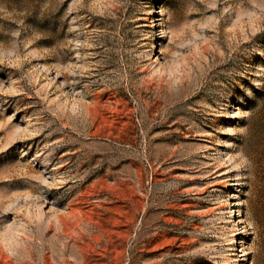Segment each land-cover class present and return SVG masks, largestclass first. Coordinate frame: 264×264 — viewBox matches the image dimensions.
I'll use <instances>...</instances> for the list:
<instances>
[{"label": "rangeland", "instance_id": "rangeland-1", "mask_svg": "<svg viewBox=\"0 0 264 264\" xmlns=\"http://www.w3.org/2000/svg\"><path fill=\"white\" fill-rule=\"evenodd\" d=\"M0 264H264V0H0Z\"/></svg>", "mask_w": 264, "mask_h": 264}]
</instances>
